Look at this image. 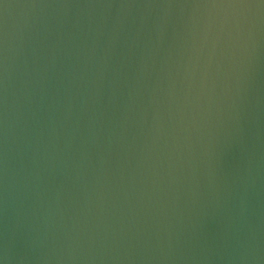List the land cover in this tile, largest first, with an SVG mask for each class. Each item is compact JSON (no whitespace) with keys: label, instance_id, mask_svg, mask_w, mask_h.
Returning <instances> with one entry per match:
<instances>
[{"label":"water","instance_id":"1","mask_svg":"<svg viewBox=\"0 0 264 264\" xmlns=\"http://www.w3.org/2000/svg\"><path fill=\"white\" fill-rule=\"evenodd\" d=\"M0 264H264V0H0Z\"/></svg>","mask_w":264,"mask_h":264}]
</instances>
